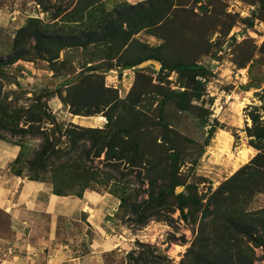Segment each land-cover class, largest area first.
<instances>
[{
    "label": "rangeland",
    "instance_id": "obj_1",
    "mask_svg": "<svg viewBox=\"0 0 264 264\" xmlns=\"http://www.w3.org/2000/svg\"><path fill=\"white\" fill-rule=\"evenodd\" d=\"M5 4L31 25L0 29V140L19 148L0 176L112 196L117 264H264V0Z\"/></svg>",
    "mask_w": 264,
    "mask_h": 264
},
{
    "label": "crops",
    "instance_id": "obj_2",
    "mask_svg": "<svg viewBox=\"0 0 264 264\" xmlns=\"http://www.w3.org/2000/svg\"><path fill=\"white\" fill-rule=\"evenodd\" d=\"M8 6L0 7V29L17 30L24 25L25 16L16 6ZM38 71L44 72V69ZM21 74L28 72L22 70ZM54 104L51 108L57 113L61 107ZM18 153L16 145L0 140V174ZM90 193L82 199L57 196L45 183L14 175L0 176V208L4 207L9 215L14 235L8 247L0 233V264H109V261L117 264L116 258L129 248V241L120 232L114 233L106 220L116 200L110 195ZM59 218L79 223H72L76 230L65 225V231L71 228L73 232L68 242L55 234ZM41 223L44 230L40 228ZM7 249L13 253L8 254Z\"/></svg>",
    "mask_w": 264,
    "mask_h": 264
},
{
    "label": "trees",
    "instance_id": "obj_3",
    "mask_svg": "<svg viewBox=\"0 0 264 264\" xmlns=\"http://www.w3.org/2000/svg\"><path fill=\"white\" fill-rule=\"evenodd\" d=\"M30 22H32V21H30ZM31 25V23L30 24H28L26 27H22L21 29H19L18 30V33H19V36L20 35H25L27 32H28V28H29V26ZM19 59V58H18ZM45 115V114H44ZM53 146L52 145H47V147L46 148H44V150L42 151V153L39 155V157H38V159H37V163H39V165L40 164H43V165H45V164H47V162H49L52 158H54L56 155H57V152L56 151H54V148L51 150V148H52ZM258 157H255L254 158V162H255V159H257ZM17 160H19V159H17ZM254 162L252 161L251 163H250V165L248 164V165H245V167H243L239 172L237 171L235 174H234V176L233 177H236L241 171H245V170H248L249 169V167L251 166V165H253L254 164ZM256 165V164H255ZM41 166V165H40ZM65 170H69V168H66V169H64L63 171H62V173L65 171ZM15 175H17V176H20L21 175V173L20 172H15ZM58 176V175H57ZM56 176V177H57ZM88 185V184H87ZM86 187H88V186H86ZM54 193L55 194H57V195H59L60 193H59V191H54ZM179 198H185V197H179ZM185 200V199H184ZM263 212H264V210H262V212H260V213H258L257 215H263ZM244 232V231H243ZM245 234V233H244ZM245 235H247V234H245Z\"/></svg>",
    "mask_w": 264,
    "mask_h": 264
},
{
    "label": "bare ground",
    "instance_id": "obj_4",
    "mask_svg": "<svg viewBox=\"0 0 264 264\" xmlns=\"http://www.w3.org/2000/svg\"><path fill=\"white\" fill-rule=\"evenodd\" d=\"M241 105L243 106L244 104L243 103H241ZM238 114V113H237ZM100 120H104V118H99ZM248 149V148H247ZM252 155H250V152H249V150H241V152L239 153V161L241 162V163H243V165L244 164H247L248 163V161L250 160V157H251ZM250 162V161H249ZM236 170V169H235Z\"/></svg>",
    "mask_w": 264,
    "mask_h": 264
}]
</instances>
